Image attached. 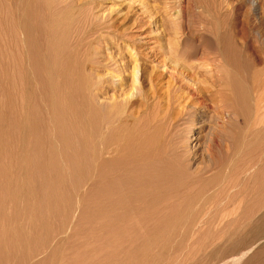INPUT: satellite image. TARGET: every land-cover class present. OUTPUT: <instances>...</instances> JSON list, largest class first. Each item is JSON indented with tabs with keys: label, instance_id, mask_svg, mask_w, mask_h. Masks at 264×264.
Wrapping results in <instances>:
<instances>
[{
	"label": "rangeland",
	"instance_id": "374dc122",
	"mask_svg": "<svg viewBox=\"0 0 264 264\" xmlns=\"http://www.w3.org/2000/svg\"><path fill=\"white\" fill-rule=\"evenodd\" d=\"M139 1L0 0V264H264V67L228 37L260 63L264 0ZM165 33L207 75L176 118Z\"/></svg>",
	"mask_w": 264,
	"mask_h": 264
},
{
	"label": "bare ground",
	"instance_id": "6f19581e",
	"mask_svg": "<svg viewBox=\"0 0 264 264\" xmlns=\"http://www.w3.org/2000/svg\"><path fill=\"white\" fill-rule=\"evenodd\" d=\"M150 5H151V3H150ZM154 11H156V10H154ZM178 23L181 24V22H178ZM249 24H251V23H249ZM174 26H176V25H174ZM169 31L167 33L172 34V35H175V34H178L179 36L183 35V28L181 25L179 27L178 24L176 27H173L172 29L170 28ZM239 32H241V29ZM167 33H165V35H163V42H161V45L163 47H161L162 48L161 52L164 54L169 65L162 63L163 66L160 68L161 73L160 72H158V73L162 74V72H169V76L167 75L169 77V80L166 82L164 81V83L159 82V81L157 82L156 81L157 78H155L156 77V74H155V76H148L147 82H149V89H150L149 94H150L151 100L154 101V103L161 105L162 113L164 114V116L169 115V113H171V112H174L175 114H173V117L176 118L177 116L183 115L185 113L189 114V112H191V110L194 111L195 107L204 104V101L206 100V98L204 97L206 88L204 87L205 88L204 89L203 86L207 82V80H206L207 75L205 76L204 74H201V75H199V77L192 78V74L196 72V70L194 71V68L197 67L192 63V60H193L192 56L194 54V48L190 49V46L188 45L186 48L183 47L181 49L179 44L169 43L171 38L169 36H167V35H169ZM228 37L230 39L229 45L231 46L232 51L235 53V55L238 56V58L241 60L243 66L245 68H249L251 71V69H255V67L257 65H258V67H264V53L261 50L262 45L264 48V34H262V36H261L262 37L261 43L259 42V44H258V48L261 52L259 64L254 63L248 57V54H247L246 48H245V44H243L242 41L239 42L240 44L237 43L239 40L236 41V34L234 32H229ZM164 38H166L168 41L167 40L164 41ZM188 42H190V41L186 40L184 43L188 44ZM178 45H179V47H178ZM125 48L127 51H129L131 49L129 52L126 53L127 55L125 54L126 55L125 57L127 59L126 62L128 61V62L132 63L131 71H132V73H135L134 76L136 78L137 85L133 84V86L140 87L141 82H142L141 81V78H142L141 70L142 69H141V67L137 69V64L135 63V59H137V58H134L135 55H133L132 47H129L128 45H126ZM128 48H130V49L128 50ZM251 52H253V51H251ZM217 58L218 59L215 61H213L211 59L210 61H207L206 63L204 62V67H207V68L212 67L211 71H213V72L208 73L209 77H207V79L209 78L210 82L211 83L213 82L214 91H216L217 96L220 97L224 92V88L226 89L227 86L225 83L226 81L224 80L223 68H222V64H221L222 63V59H221L222 54L220 51L218 52ZM199 67H201V66H199ZM242 72H245V71H242ZM165 79H163V80H165ZM205 80H206V82H205ZM211 83H210V85L213 86ZM123 86H124V83L118 82L117 86L116 85L114 86V89L112 90L111 94L108 96L105 95L106 92L101 94V92H100L101 89H99L98 90L99 94L95 93L97 100H98V98H100L102 100L105 99L106 103H108V106H113L114 105L113 103L118 104V102H121L118 99H116L121 95V93H118V90L121 92L123 89ZM154 87H155V89H154ZM122 93L124 94V91H122ZM102 105H104V104H102ZM175 109H176V111H175Z\"/></svg>",
	"mask_w": 264,
	"mask_h": 264
}]
</instances>
